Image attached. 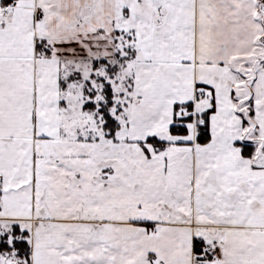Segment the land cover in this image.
I'll return each mask as SVG.
<instances>
[{"label":"snow or ice","instance_id":"obj_1","mask_svg":"<svg viewBox=\"0 0 264 264\" xmlns=\"http://www.w3.org/2000/svg\"><path fill=\"white\" fill-rule=\"evenodd\" d=\"M0 264H264V0H0Z\"/></svg>","mask_w":264,"mask_h":264}]
</instances>
